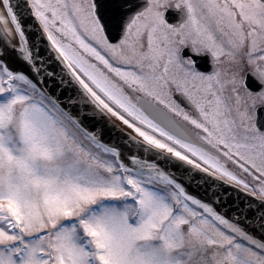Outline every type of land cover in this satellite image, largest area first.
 Returning a JSON list of instances; mask_svg holds the SVG:
<instances>
[{
  "label": "snow or ice",
  "instance_id": "snow-or-ice-1",
  "mask_svg": "<svg viewBox=\"0 0 264 264\" xmlns=\"http://www.w3.org/2000/svg\"><path fill=\"white\" fill-rule=\"evenodd\" d=\"M0 264H264V0H0Z\"/></svg>",
  "mask_w": 264,
  "mask_h": 264
}]
</instances>
